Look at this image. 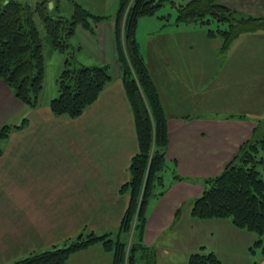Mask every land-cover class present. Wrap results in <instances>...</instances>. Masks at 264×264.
Returning a JSON list of instances; mask_svg holds the SVG:
<instances>
[{
  "label": "crops",
  "instance_id": "1",
  "mask_svg": "<svg viewBox=\"0 0 264 264\" xmlns=\"http://www.w3.org/2000/svg\"><path fill=\"white\" fill-rule=\"evenodd\" d=\"M221 2L248 11L244 15L264 16V0ZM180 23L150 34L142 51L169 136L163 183L147 205L143 244L154 251L155 264H190L191 254L208 252L223 264H264V252L255 263L250 260L254 233L229 219L192 214L204 180L224 170L264 116V30L241 34L223 51L209 27L188 31ZM93 28H80L74 37L92 49L90 60L81 61L109 63L113 79L79 116L52 112L56 90L32 106L0 81V127L12 126L0 153V264L82 232L116 236L120 228L130 200L122 187L138 151L137 130L113 19ZM111 261L112 253L96 243L72 253L65 264Z\"/></svg>",
  "mask_w": 264,
  "mask_h": 264
},
{
  "label": "trees",
  "instance_id": "2",
  "mask_svg": "<svg viewBox=\"0 0 264 264\" xmlns=\"http://www.w3.org/2000/svg\"><path fill=\"white\" fill-rule=\"evenodd\" d=\"M166 0H119L113 14L117 61L130 100L137 130L138 151L129 166V179L122 190L129 192V204L116 236L82 232L62 245L33 252L11 264H65L70 255L101 243L112 253L111 264H155L152 249L143 244L147 205L163 183L168 146V120L160 94L144 59L136 28L139 18L154 14ZM172 5L174 0H169ZM71 14H62L50 0L0 1V81L32 106L42 103L45 91L46 48L64 53V65L57 89L49 101L54 114L77 117L99 97L112 81L109 63L88 64L77 51L84 48L73 38L78 26L93 30L90 22L111 19L73 0ZM176 3V2H175ZM177 22H198L209 26V34L221 38L227 50L241 34L264 30V16L244 15L221 0H187L175 5ZM215 23V26L210 27ZM224 25V26H222ZM9 124L0 127L2 141ZM264 119L258 118L252 135L224 170L204 180L203 193L193 203L192 214L200 219H229L240 229L255 234L251 251L264 252ZM162 193V191L160 192ZM127 235L128 239L122 237ZM130 238V239H129ZM190 264H223L213 252L193 253Z\"/></svg>",
  "mask_w": 264,
  "mask_h": 264
},
{
  "label": "rangeland",
  "instance_id": "3",
  "mask_svg": "<svg viewBox=\"0 0 264 264\" xmlns=\"http://www.w3.org/2000/svg\"><path fill=\"white\" fill-rule=\"evenodd\" d=\"M30 1L35 2L36 0H30ZM76 1L80 2L81 4L89 8L95 14L107 15V16L109 15V17L114 20L112 15L115 14V12L117 11L119 0H76ZM174 1L176 3L174 2L172 5V3L169 0H166L163 6H161L154 14L145 15L139 18L137 28H136V36H137L141 51H143L144 53L147 52V46H148V41H149L148 38L150 34L154 32L155 33L161 32L162 29L172 30L173 28L170 27L172 26L171 24H176V23L179 24L177 22V8L175 7V5L179 4V2H185L187 0H174ZM50 5L52 7L55 6V10H57V12H60L62 14H67V15L71 14L74 9L73 0H50ZM234 6L238 7L240 5L238 3H235ZM239 12L241 14H247L246 12L248 11L239 10ZM90 22L92 23L93 26L98 24V22H95L92 19H90ZM180 25L182 26L181 29L193 31V30H196V28L199 29L202 23L200 21L196 23L195 22H191V23L184 22V23H180ZM203 25L205 28L209 27L206 24H203ZM114 26H115V22H114ZM214 26H215V23L212 24L210 27L213 28ZM80 28H84V27L78 26L76 29V34H78V30ZM84 30L92 33L94 28L93 30L84 28ZM73 41H74V38H73ZM216 41H218V43L220 42V44L222 42L219 36L216 38ZM91 53H92V49L88 50V48L85 47L82 51H77L76 54L77 56L79 55V57L83 59H87V58H90L89 55H91ZM64 58H65V54L57 51L52 46H48L46 48V65L47 66H46V76H45L46 82H45V91H44L46 97H49L50 95L54 94V90L57 89V78L63 69V65L65 62ZM87 60H90V59H87ZM44 93L42 94V99L44 97ZM261 119H264V116H262ZM166 166H167V163H166ZM156 191H159V190H156ZM153 197L150 198V200L152 199L151 201H153L154 199ZM262 252H263V249L261 246L257 247L255 249V252L251 251V257H252L250 259L251 262L255 263L257 260H259L260 256L262 255Z\"/></svg>",
  "mask_w": 264,
  "mask_h": 264
}]
</instances>
